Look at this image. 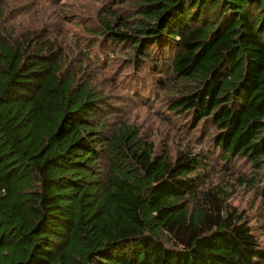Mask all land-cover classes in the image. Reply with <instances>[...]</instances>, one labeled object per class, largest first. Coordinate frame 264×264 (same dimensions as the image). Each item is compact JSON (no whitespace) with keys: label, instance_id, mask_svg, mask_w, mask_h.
<instances>
[{"label":"trees","instance_id":"trees-1","mask_svg":"<svg viewBox=\"0 0 264 264\" xmlns=\"http://www.w3.org/2000/svg\"><path fill=\"white\" fill-rule=\"evenodd\" d=\"M101 9L90 55L120 52L163 90L180 84L168 115L216 130L208 156H157L122 128L107 137L104 99L64 68L55 42L0 36V264H264L243 213L215 188L196 195L213 157L264 168V0Z\"/></svg>","mask_w":264,"mask_h":264},{"label":"rangeland","instance_id":"rangeland-1","mask_svg":"<svg viewBox=\"0 0 264 264\" xmlns=\"http://www.w3.org/2000/svg\"><path fill=\"white\" fill-rule=\"evenodd\" d=\"M102 6L103 0H0V36L12 39L43 33L55 42L64 56V68L80 82L92 83L95 92L104 99L103 105L109 110L104 113L107 137L113 132L119 134L122 128L135 132L141 143L148 144L157 156L168 155L173 161L179 152H205L208 156L207 144L216 130L205 125L190 130L188 116L168 115L165 101L182 89L180 84L171 90V86H165L163 90L148 68L141 75L127 68L124 63L127 56L120 52L107 55L95 48L90 55L86 43L96 36ZM132 76H139L138 87L144 88L142 95L130 85ZM198 174L203 184L196 195L204 199V193L215 188L225 207L243 213L264 247V168L258 171L245 159H237L225 167L213 157Z\"/></svg>","mask_w":264,"mask_h":264}]
</instances>
